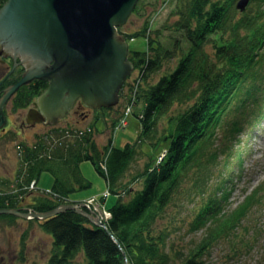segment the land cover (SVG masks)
<instances>
[{"label":"trees","instance_id":"16d2710c","mask_svg":"<svg viewBox=\"0 0 264 264\" xmlns=\"http://www.w3.org/2000/svg\"><path fill=\"white\" fill-rule=\"evenodd\" d=\"M3 2L0 0V6ZM167 2L174 4V32L181 33L188 44L172 71L154 83L148 78L171 52L150 37L146 52L129 53L134 67L144 70L136 92L137 112L142 114L136 141L124 148H111L109 140L100 148L89 131L52 149L42 142L33 148L23 147L15 178L17 188L31 180L38 182L44 172L53 178L49 192L32 193L29 208L35 212L53 210L71 194L90 188L79 168L83 161L91 162L113 195L125 194L108 208L111 216L105 221L119 245L103 228L72 210L38 222L52 238L48 264H70L80 252L86 264H124L120 248L127 264H209L206 256L214 245L237 237L251 209L262 204L264 196L259 187L235 210L225 212L234 177L229 161L235 160L238 168L242 162V153L232 149L238 140L235 134L264 121V0H250L249 10L240 16L235 0ZM148 26L146 22L134 35L118 31L125 38L144 36ZM178 42L175 39L173 47ZM207 45L212 53L206 51ZM151 51L153 56H149ZM177 104L188 107L167 116ZM165 116L160 131L158 126ZM159 143L166 147L164 157L131 173L136 146L155 147ZM102 162L106 174L99 166ZM136 182L141 183L140 189L133 187ZM23 193L19 191L17 196ZM181 197L195 209L193 222L188 225L191 231L201 230L195 241L181 238L174 242L171 236V224L176 221L168 209L182 206ZM5 200V196L0 197V208H17L16 200ZM164 220L168 222L161 228Z\"/></svg>","mask_w":264,"mask_h":264},{"label":"rangeland","instance_id":"374dc122","mask_svg":"<svg viewBox=\"0 0 264 264\" xmlns=\"http://www.w3.org/2000/svg\"><path fill=\"white\" fill-rule=\"evenodd\" d=\"M165 0H139L135 11L128 17L126 23L119 27L120 32L127 35H134L140 32L145 23H149L151 29V38L161 43L162 49H168L171 56H164L161 59V66L157 71H154L148 78V82L154 83L160 76L172 71L178 59L183 53V49L187 48V42L182 38L181 33L174 32L172 24L176 21V17L172 14L173 2L166 3ZM238 0H235L234 5ZM251 4L243 10L238 9L237 15L240 16L246 13ZM175 39L179 40V45L173 47ZM127 46L130 52L143 53L147 51V39L143 35H137L133 39L127 38ZM183 48V49H182ZM206 51L212 53L209 45L206 46ZM149 56H153L152 51ZM134 76V75H133ZM133 80V79H132ZM130 82V80H129ZM127 87L123 91L122 97H119V102L112 109H101L93 115L89 116L85 121H82L81 116L74 115L71 111L64 119L58 121L57 127L59 130L48 128L54 131L52 139L57 142H65V138L73 142L76 138L69 133L65 137V132L69 129L73 130H88L93 131V138L98 147L107 145L112 134V122L116 121L125 114L127 103ZM188 107V104L174 105L172 111L167 116L180 113ZM139 106L134 111L137 112ZM162 118L158 126L160 131L164 127L166 117ZM97 119L95 120V118ZM127 126L115 131L112 135V145L115 148H124L126 144H133L141 132V121L132 113L126 114ZM123 122V121H121ZM95 130H94V128ZM44 127H37L34 130L26 131L28 134L25 143L33 142L32 135ZM57 133V134H56ZM246 133V134H245ZM18 139H23V135H17ZM236 142L232 143V149L235 152L242 153V162L240 168L236 165L235 160H230L229 165L232 168L234 177L233 185L229 193V198L225 204V212L233 211L239 206L246 196L251 192L261 187V195L264 196V121L254 128H248L241 133L235 134ZM63 140V141H61ZM19 140L11 139L0 144V188H8L13 185V180L18 169L16 145ZM48 138V145L52 144ZM136 161L132 164L131 173L142 171L146 165H153L160 161L164 156L166 147L163 143H159L155 147H150L147 144L136 146ZM234 153V152H233ZM233 158V155L231 156ZM83 177L91 183L90 188L83 189L80 192L73 193L70 198L75 201H80L89 197L99 198L106 191V183L100 176L93 165L89 161H83L79 165ZM230 168V169H231ZM239 175V176H238ZM236 176L239 178L236 179ZM52 176L44 172L41 174L37 183V188L40 190H49L52 186ZM191 188V185L186 184ZM134 188L140 189L141 183L136 182ZM126 198V197H125ZM116 197L110 195L106 199L104 207L108 209L115 203ZM100 203V198L98 200ZM182 206L169 208L168 215L171 219H175L176 223L171 224L174 228L171 236L174 242L183 238L188 240H197L201 235V230L191 231L188 225L193 222L192 204L185 198L181 197ZM169 220V219H168ZM168 220L160 222L163 228ZM171 223V222H170ZM242 227L239 229V235L234 238L222 239L218 244L214 245L210 253L206 256L209 264H264V198L261 205L254 206L247 217L242 221ZM24 232L26 235L24 236ZM53 252L52 238L44 232L40 225L35 221L23 219H15L13 221L7 218H0V264H48V260ZM70 264H86L85 258L80 252Z\"/></svg>","mask_w":264,"mask_h":264},{"label":"water","instance_id":"95a60500","mask_svg":"<svg viewBox=\"0 0 264 264\" xmlns=\"http://www.w3.org/2000/svg\"><path fill=\"white\" fill-rule=\"evenodd\" d=\"M139 0H6L0 7V55L20 59L25 71L6 89L5 101L20 86L39 79L47 82L27 113V122L56 124L76 100L98 110L115 106L120 89L133 71L128 46L117 31ZM248 0H238L243 10ZM83 204H63L47 212L0 209V215L47 220L66 210L103 228L104 222ZM125 258V253L120 248ZM127 261L125 260V263Z\"/></svg>","mask_w":264,"mask_h":264},{"label":"flooded vegetation","instance_id":"af4514ba","mask_svg":"<svg viewBox=\"0 0 264 264\" xmlns=\"http://www.w3.org/2000/svg\"><path fill=\"white\" fill-rule=\"evenodd\" d=\"M25 68L20 65V60H13L12 56H0V101L9 87L17 83L22 77ZM45 81L33 80L27 85L20 86L13 94H11L0 107V144L11 139L19 140V143H25L28 138L26 131L34 130L37 127H46L44 122L28 123V110L33 108V103L37 97L38 90L45 85ZM42 90V89H41ZM74 115L81 116L82 120H86L92 110L85 108L77 101L69 112ZM68 112V113H69ZM42 130L32 135L35 139L42 135ZM23 135V139H18L17 135ZM18 144V143H17ZM18 160V157H16Z\"/></svg>","mask_w":264,"mask_h":264},{"label":"built area","instance_id":"2783aa9c","mask_svg":"<svg viewBox=\"0 0 264 264\" xmlns=\"http://www.w3.org/2000/svg\"><path fill=\"white\" fill-rule=\"evenodd\" d=\"M107 215V214H106Z\"/></svg>","mask_w":264,"mask_h":264}]
</instances>
